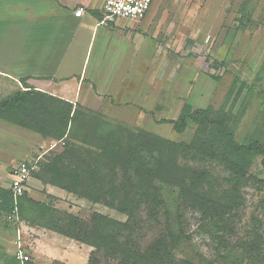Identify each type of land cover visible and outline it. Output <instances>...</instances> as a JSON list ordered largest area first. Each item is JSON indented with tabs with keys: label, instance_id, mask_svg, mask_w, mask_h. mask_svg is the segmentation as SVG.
I'll return each instance as SVG.
<instances>
[{
	"label": "rangeland",
	"instance_id": "1",
	"mask_svg": "<svg viewBox=\"0 0 264 264\" xmlns=\"http://www.w3.org/2000/svg\"><path fill=\"white\" fill-rule=\"evenodd\" d=\"M120 21L130 29L125 28L127 33L120 32L119 36L115 31L109 35L117 49L111 58L100 60L98 67L97 88L110 96H101V92L98 97H87L84 104L75 102L90 115L81 120L79 133L90 136L95 128L103 135L106 126L99 120H106L196 146L179 158L181 169L173 170L168 196L175 202L182 199L181 180L190 185L204 181L200 176L205 175L206 168L217 184L224 185L230 173L219 162L198 158L202 150L197 146L205 141L217 152L226 150L222 142H217L218 132L205 120L188 119L182 131L169 120L206 108L210 118L226 123L237 143L257 142L262 152L248 167L252 179L242 189V206L226 217L224 224H213L205 220V212L187 207L181 228L174 222L177 214L171 210L168 217H160L155 232L168 230L174 254L194 263L264 264V0H153L141 20ZM103 31L99 29L91 55L74 61L77 75L81 70L92 75L97 69L95 49ZM206 55L224 65L210 68L204 60ZM110 73L108 84L104 79ZM41 93L58 97L36 90L26 105L0 112V144L15 152L11 160L15 165L24 157L37 160L36 174L29 179L24 196L36 203L24 202L28 208L24 215L20 205L26 199L18 197L13 211V200L6 189L8 206L4 204L0 210V264H20L14 257L17 237L29 255L25 264H87L93 248L43 227L36 204L86 221L93 213L125 221L126 214L92 201L72 184L66 183L69 189L43 176V156L58 152L62 141L43 134ZM185 164L187 171L183 170ZM9 180L3 181L8 184Z\"/></svg>",
	"mask_w": 264,
	"mask_h": 264
},
{
	"label": "trees",
	"instance_id": "2",
	"mask_svg": "<svg viewBox=\"0 0 264 264\" xmlns=\"http://www.w3.org/2000/svg\"><path fill=\"white\" fill-rule=\"evenodd\" d=\"M204 60L210 68L224 65L210 55ZM34 93L36 90L31 87L14 92L0 101V112L26 105ZM41 94L45 120L43 134L62 141L58 152L43 156V176H48L49 181L59 186L74 187L92 201L102 202L126 214L125 221L100 213H93L86 221L72 214L60 215L46 204H36L43 217V227L90 245L93 250L87 264H200L174 254L168 230L155 232L160 217H168L171 210L175 211L174 222L181 228L183 211L191 207L205 212V220L224 224L226 217L242 206V189L252 179L248 167L262 152V147L255 141L237 143L226 123L210 118L206 108L169 120L177 131L185 128L188 119L195 122L205 120L218 132L220 138L217 142H222L226 150L217 152L210 142L205 141L197 146L202 150L198 158L205 162H219L230 173L224 185L217 184L206 168L205 175L200 176L204 181L190 185L187 180H181L179 192L182 199L175 202L168 196L172 191L173 170L181 169L179 158L188 155L196 146L175 143L140 128L129 129L106 120H99L106 126L105 134H97L92 128L90 136L82 135L79 133L81 120L90 118V115L77 103ZM183 166L187 171V164ZM35 174L33 170L31 177ZM24 196L26 191L22 195L26 200L21 202V215L28 211L24 202L36 203ZM1 203L0 210L8 204V199Z\"/></svg>",
	"mask_w": 264,
	"mask_h": 264
},
{
	"label": "crops",
	"instance_id": "3",
	"mask_svg": "<svg viewBox=\"0 0 264 264\" xmlns=\"http://www.w3.org/2000/svg\"><path fill=\"white\" fill-rule=\"evenodd\" d=\"M103 2L0 0V101L28 87L49 91L72 103H83L87 97H98L101 92V96H110L96 85L100 60L111 58L117 49L109 35L115 31L119 36L120 32L127 33L125 28H130L121 21L101 22ZM78 8L82 14L75 16ZM101 28L104 31L95 49V58L99 59L97 69L92 75L82 74V70L77 75L74 61L91 55ZM124 48L127 49V44ZM125 74L127 82L128 72ZM111 75L104 79L108 84ZM14 154L0 144V204L8 195L6 189L10 193L9 182L3 180L10 179V168L16 163L11 160ZM23 160L33 162L26 157Z\"/></svg>",
	"mask_w": 264,
	"mask_h": 264
},
{
	"label": "built area",
	"instance_id": "4",
	"mask_svg": "<svg viewBox=\"0 0 264 264\" xmlns=\"http://www.w3.org/2000/svg\"><path fill=\"white\" fill-rule=\"evenodd\" d=\"M153 0H104L102 5L101 22L113 23L118 20H140L151 7ZM75 16L82 14V9L78 8L74 12ZM36 161L30 162L23 160L10 169L9 190L13 200V211H15L16 199L21 197L27 189V184L31 178V173L36 169ZM14 257L24 264L29 260V255L24 250V246L17 237L14 241Z\"/></svg>",
	"mask_w": 264,
	"mask_h": 264
}]
</instances>
